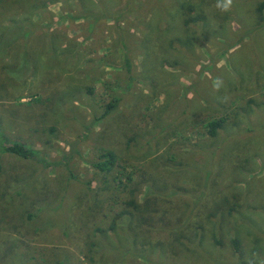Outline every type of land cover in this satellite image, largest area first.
<instances>
[{
	"label": "rangeland",
	"instance_id": "374dc122",
	"mask_svg": "<svg viewBox=\"0 0 264 264\" xmlns=\"http://www.w3.org/2000/svg\"><path fill=\"white\" fill-rule=\"evenodd\" d=\"M259 1L55 0L30 15L58 38L0 87L4 142L39 152L0 154V264H264Z\"/></svg>",
	"mask_w": 264,
	"mask_h": 264
},
{
	"label": "trees",
	"instance_id": "16d2710c",
	"mask_svg": "<svg viewBox=\"0 0 264 264\" xmlns=\"http://www.w3.org/2000/svg\"><path fill=\"white\" fill-rule=\"evenodd\" d=\"M53 1L55 0H0V87L2 84L19 86L29 74L38 70L37 62L34 63L37 56L32 53L33 46L47 35H45L46 31H39L42 25L39 26L37 22L32 21L30 15L39 10L41 12L47 3ZM255 12L258 14V21L264 19V0H260L256 4ZM222 17L224 18L225 15ZM183 18V23L186 24L193 19L201 20L203 16H184ZM57 38L56 34L47 36V42L51 41L50 45L48 43L50 48L55 46ZM65 58L66 56L62 61ZM117 102V97H111L106 101L99 118L107 115ZM225 120V116L207 120L205 122L207 133L211 136L215 135L216 130L223 126ZM3 153L13 155L21 160H37V155H39L36 149L19 140L4 142L0 133V154ZM96 157V161L92 162L93 167L101 172L111 170L115 162V154L111 150L100 149ZM232 244L235 246L236 241L232 240Z\"/></svg>",
	"mask_w": 264,
	"mask_h": 264
},
{
	"label": "clouds",
	"instance_id": "9594fccd",
	"mask_svg": "<svg viewBox=\"0 0 264 264\" xmlns=\"http://www.w3.org/2000/svg\"><path fill=\"white\" fill-rule=\"evenodd\" d=\"M233 0H217L216 7L222 11L227 12L232 6Z\"/></svg>",
	"mask_w": 264,
	"mask_h": 264
}]
</instances>
